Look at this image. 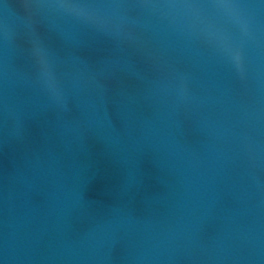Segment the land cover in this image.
I'll list each match as a JSON object with an SVG mask.
<instances>
[{"label":"water","instance_id":"water-1","mask_svg":"<svg viewBox=\"0 0 264 264\" xmlns=\"http://www.w3.org/2000/svg\"><path fill=\"white\" fill-rule=\"evenodd\" d=\"M0 264H264V0H0Z\"/></svg>","mask_w":264,"mask_h":264}]
</instances>
